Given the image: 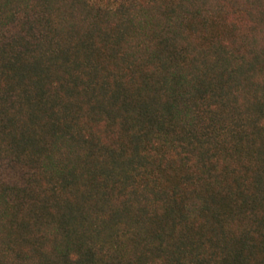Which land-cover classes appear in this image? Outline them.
<instances>
[{
  "label": "trees",
  "instance_id": "obj_1",
  "mask_svg": "<svg viewBox=\"0 0 264 264\" xmlns=\"http://www.w3.org/2000/svg\"><path fill=\"white\" fill-rule=\"evenodd\" d=\"M0 264H264V0H0Z\"/></svg>",
  "mask_w": 264,
  "mask_h": 264
}]
</instances>
